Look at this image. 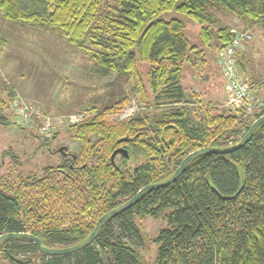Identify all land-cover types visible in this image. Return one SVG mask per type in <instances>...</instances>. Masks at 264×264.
Here are the masks:
<instances>
[{
    "label": "trees",
    "instance_id": "obj_1",
    "mask_svg": "<svg viewBox=\"0 0 264 264\" xmlns=\"http://www.w3.org/2000/svg\"><path fill=\"white\" fill-rule=\"evenodd\" d=\"M110 1L112 11L102 14V6ZM217 8L236 15L247 27L264 28V0H0L4 19L57 30L100 68L131 80L139 101L158 111L115 121L128 98L101 110L81 108L91 116L70 127L71 138L80 143L75 157L46 168L41 179H1L0 236L27 233L45 247L80 243L101 216L143 187L168 179L190 153L226 148L243 137L262 115H211L199 106L203 120L196 123L180 105L185 96L183 70L198 50L185 35L187 26L198 28L197 37L207 49L221 51L230 41L231 28L213 15ZM104 36L108 39L98 44ZM87 38L98 49L87 47ZM3 42L0 37V46ZM239 67L243 73L241 60ZM0 88L13 100L12 88ZM117 149L129 153V164L122 155V167L111 163ZM161 215L167 226L155 238L153 264H264V121L241 148L193 158L174 182L144 194L110 219L81 251L49 256L25 239L6 240L0 251L13 264H36L35 256L46 259L42 264H65L70 257L73 264H146L128 241L144 240L132 221ZM63 223L69 227L60 230Z\"/></svg>",
    "mask_w": 264,
    "mask_h": 264
},
{
    "label": "rangeland",
    "instance_id": "obj_2",
    "mask_svg": "<svg viewBox=\"0 0 264 264\" xmlns=\"http://www.w3.org/2000/svg\"><path fill=\"white\" fill-rule=\"evenodd\" d=\"M113 7L114 4L110 1L100 11L102 14L111 12ZM212 12L217 23L231 29L247 30L251 34V40L239 60L246 78L256 82L257 86L264 84L263 26L257 24L247 27L236 15L221 8ZM197 30L191 23L185 30L186 37L198 50L190 55L191 66L186 65L183 70L185 96L180 105L190 110L193 121L201 123L204 110H200L199 106L207 108L211 115L233 111L225 106L227 94L224 79L216 63L219 51L204 47L197 37ZM0 37L4 40L0 46V87L9 86L14 90L15 96L36 105L42 114L52 117L84 115L87 119L91 115L82 113L81 108L94 106L101 110L122 98H128L129 102L113 118L115 121L158 113L148 102L139 101L133 93L131 80L100 68L89 58L87 52L69 43L57 30H44L9 21L0 12ZM107 39V36L100 37L97 43L104 44ZM86 46L98 49L97 44L91 45L89 38L86 39ZM141 72L145 73L146 68L142 67ZM145 87L148 92V87ZM222 88L225 92L223 97ZM11 101L7 100L5 93H0V181L3 179L7 183H13L18 174L42 178L45 168L62 165L71 159V155L79 153V141L70 138V127L75 123L58 126L51 134L54 139L44 142L38 132L39 122L22 127L19 119L11 112ZM95 140L96 138L92 139ZM59 148L67 151L64 158L58 152ZM115 161L123 166L120 155L115 157ZM131 167L134 168L135 165ZM132 222L141 228L144 240L142 243L128 241L143 255L146 264H153L158 247L155 238L167 226L165 215L157 219L135 218ZM10 245H4L3 248H9ZM45 260L35 256L36 264H42ZM73 262L74 257H70L65 264ZM0 264H13L3 251H0Z\"/></svg>",
    "mask_w": 264,
    "mask_h": 264
},
{
    "label": "built area",
    "instance_id": "obj_3",
    "mask_svg": "<svg viewBox=\"0 0 264 264\" xmlns=\"http://www.w3.org/2000/svg\"><path fill=\"white\" fill-rule=\"evenodd\" d=\"M228 45L217 54V67L224 79V88L227 94L225 106L243 117L264 115V93H258L256 82L250 81L241 72L239 59L251 40L247 30L231 29ZM11 112L22 127L32 126L39 122V134L43 137L51 135L60 125L79 123L86 119L84 115L70 117H52L42 114L39 107L15 96L10 103Z\"/></svg>",
    "mask_w": 264,
    "mask_h": 264
},
{
    "label": "water",
    "instance_id": "obj_4",
    "mask_svg": "<svg viewBox=\"0 0 264 264\" xmlns=\"http://www.w3.org/2000/svg\"><path fill=\"white\" fill-rule=\"evenodd\" d=\"M263 121H264V115L257 118L256 120H254L251 123V125L249 126L246 133L243 135V137L234 145H231V146L226 147V148H220V149L203 148V149H199L197 151L190 153L189 155H187L182 160V162L180 163L178 168L171 174V176L168 179H166L160 183L150 184V185L143 187L142 189H140L136 193V195H134L128 201H126L122 205L118 206L117 208H115V209L109 211L108 213L104 214L103 216H101L96 221L95 226H94L93 230L90 232V234L80 243H77V244L69 246V247H64V248H50V247L43 246L38 238L34 237L33 235L27 234V233H9V234L1 235L0 236V243L4 242L6 240H9V239H25V240L32 242L37 247V250L40 253L45 254V255H49V256L68 255V254H72V253L81 251L82 249L86 248L87 246H89L94 241V239L98 235V232L101 229V227L105 223H107L110 219H112V218L120 215L121 213L127 211L128 209H130L132 206H134L137 203L139 198L142 197L144 194L151 192L153 190H156L158 188L168 186L169 184L174 182L180 176V174L182 173L185 166L193 158H195L199 155H202V154H209V153H216V154L229 153V152H232V151H235V150L241 148L242 146H244L249 141V139L251 138L256 127ZM117 155H122L124 157V159L126 160L127 164H129V162L131 161V158L129 157V153L126 150L117 149L112 153V155L110 157L111 163L113 165H115V157Z\"/></svg>",
    "mask_w": 264,
    "mask_h": 264
},
{
    "label": "flooded vegetation",
    "instance_id": "obj_5",
    "mask_svg": "<svg viewBox=\"0 0 264 264\" xmlns=\"http://www.w3.org/2000/svg\"><path fill=\"white\" fill-rule=\"evenodd\" d=\"M70 136H71V134H70ZM41 138H42V141H44L45 142V140H49V139H54V136L53 135H48V136H45V137H42L41 136ZM71 138V137H70ZM73 139V138H72ZM47 143V142H46ZM61 149V150H60ZM58 152L59 153H61V155H62V157L64 158V156L65 155H67V151L64 149V148H59L58 149ZM72 157H75V154H73V155H71V158ZM71 160V159H70ZM47 168H49V167H47ZM46 169V168H45ZM18 176H21L22 178H25V179H28V178H30V179H36V178H34V177H32L31 175H28V176H23L22 174H18L16 177H15V179H14V181H17V178H19ZM43 178V177H42ZM39 179H41V178H39ZM60 220V222H62V220L61 219H59ZM68 223V222H67ZM62 227H64L63 229H60V230H64V229H67L68 227H69V224H65V223H63L62 224ZM41 242V241H40ZM50 248H61V246H54V247H50Z\"/></svg>",
    "mask_w": 264,
    "mask_h": 264
},
{
    "label": "crops",
    "instance_id": "obj_6",
    "mask_svg": "<svg viewBox=\"0 0 264 264\" xmlns=\"http://www.w3.org/2000/svg\"><path fill=\"white\" fill-rule=\"evenodd\" d=\"M239 63H240V61H239ZM216 64V63H215ZM244 74H245V72H243ZM247 77V76H246ZM209 81L211 82V80H210V78H209ZM258 88H257V91H259V92H263L264 93V84L263 83H260L258 86H257ZM221 94H222V97L225 95V92H224V89L222 88V92H221Z\"/></svg>",
    "mask_w": 264,
    "mask_h": 264
}]
</instances>
